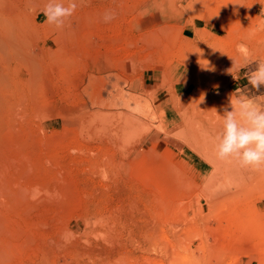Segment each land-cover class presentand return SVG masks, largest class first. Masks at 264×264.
<instances>
[{
    "label": "rangeland",
    "instance_id": "rangeland-1",
    "mask_svg": "<svg viewBox=\"0 0 264 264\" xmlns=\"http://www.w3.org/2000/svg\"><path fill=\"white\" fill-rule=\"evenodd\" d=\"M60 2L68 4V0ZM47 3L7 0L3 11L9 10L5 14L7 19L12 18L9 23L18 22L26 48L38 50L39 58V49L53 52L46 59L47 67L52 60L60 64L59 74L55 78L52 75V80L45 78L42 92L38 91L48 99L46 109L40 112L46 120L43 125L35 121L69 135L61 142L59 163L51 162V167L63 173L69 203L75 196L70 209L78 237L62 245L60 254L54 253L57 264H264V183L256 187L258 190L252 187L253 193H245L239 200L229 198L227 205L217 203L227 193L221 192L213 197L212 203L218 206L215 204L211 212L202 201L203 213L209 217L204 222L198 220L195 195H183L182 190L179 194L174 186L169 187L176 168L187 174L190 163L201 159L202 151H213L208 142L188 140L191 124L199 133V128L222 122L219 116L226 109L232 110L231 100L238 104L264 95V86L259 91L251 88L246 75L264 61V0H77L75 13L62 28L46 22L43 11ZM106 17H110L108 22ZM53 99L57 102L52 103ZM165 99L170 109H179L175 114L180 115L176 123L180 125L181 130L176 129L180 138L175 136V129H165V124L159 127L158 112ZM117 114L144 123L138 137L141 143L126 144L124 160L116 142L102 148L94 127L101 115H110L114 121ZM94 160L111 164L105 180L94 172L99 171ZM201 168L203 173L208 165L201 164ZM222 183L219 180L215 186ZM122 189L127 190L125 195L120 194ZM169 189L177 194L172 200L189 206L186 211L171 213L174 217L170 223L155 217L156 206L168 203ZM130 190L135 192L130 194ZM116 197L124 205L103 204ZM79 216L88 217L87 226L78 222ZM99 219L100 226L105 219L116 222L123 238L110 232L107 235L112 240L108 236L101 239L102 228H95ZM98 232L101 238L94 235Z\"/></svg>",
    "mask_w": 264,
    "mask_h": 264
},
{
    "label": "bare ground",
    "instance_id": "bare-ground-1",
    "mask_svg": "<svg viewBox=\"0 0 264 264\" xmlns=\"http://www.w3.org/2000/svg\"><path fill=\"white\" fill-rule=\"evenodd\" d=\"M5 2L7 3V0H0V264H57L58 256H56V254L54 253H57L58 251H60L61 248H63L62 245L68 242H71V240L72 241L76 240V238L78 237L75 235L76 228H75V225L72 224V221L73 220L75 221V218L72 214V210L70 209L71 206H73L75 203L73 202L75 201L74 200L75 196L74 197L72 196L73 199L70 197L72 200H71V203H69V199H67L65 196V193L68 194L67 189H65V186L67 188L68 184L65 182V178L63 177L64 175L61 171H57L56 169L54 170L53 169L54 166L51 167L52 166L51 162L58 160L57 163H59V154L61 152L60 146L62 144L61 142H63V139H65L69 135L61 131L59 132L54 131L53 130L54 128L52 129L51 126L47 127V124L43 127L40 124H36V122H39L42 124L46 120L40 117V112L45 110L48 105V99H46V96L39 93V92H42L41 90L42 88L41 85H43L42 82L45 78H48V77L49 79L52 80V78H50L52 75H53L52 77L55 78V75H58L59 74L58 72H60V64H58L59 62L57 63L56 61H53L51 59L52 60L51 66L47 67L48 65L46 64V59L51 58V56L54 54L53 52L47 51L46 49H39V52L42 53L39 58L36 53L38 50H35V48L34 49L26 48L27 44H23L22 38L20 39V35H23V33L20 32L18 22H16L15 25L12 22H10L12 23L10 25L8 19H12V18L7 19L5 15L9 10L6 11V13L3 11V5L6 4ZM1 12L5 16L2 15ZM14 19H13V22H15ZM16 21H18V17ZM235 34L237 33H234V35ZM234 35L233 33L231 34V36H234ZM228 36H225V37H228ZM229 52L227 51V53ZM57 54H55L56 57H58ZM164 71H165V68H164ZM169 71H170V68H169ZM154 95L155 94L150 96L151 100L153 99ZM54 102H57L56 99H53L52 103ZM166 103H167V100L165 104ZM165 104H163V109H161V111L158 112L159 114L158 116L160 120L159 127L165 124L167 127V128L165 127V129H168V128L175 129L174 130L176 131L175 136L180 138L182 137V135L179 134L180 132H178V130L179 131L181 130L180 125L176 124L178 121L177 117L179 118L180 115L177 116L175 114L176 113L175 111H179V109H175V110L170 109L169 103H167L168 105L167 104L165 105ZM155 105L158 106L159 104L158 105L155 104ZM213 112L217 113L218 111L215 110ZM218 113L221 114L220 112ZM204 115H207V114H205L204 112ZM204 115H202V117H205ZM193 116H195V114ZM200 116H201V113H200ZM221 116H219L220 119L223 118V116L222 117ZM216 117H218L217 114H216ZM205 118L207 119V116ZM114 119H115L114 121H111L113 120V118L110 117V115H101L99 119V124H97V126L95 124L94 126L96 128V131L95 130L94 131L101 138V141H100L101 143L99 144L108 145V144H113L116 142L118 145V148L120 147L119 148L120 158L123 159V154H124L123 149L126 147L125 146L126 144L130 142H134V144L141 143L138 137L141 132V127H144V126H141V123L142 124L144 123L138 122L141 120L136 121L132 117L129 118L128 116H123L122 114H117L116 116H114ZM92 120H94V117ZM187 120H185V123ZM201 121L203 120L201 119ZM190 126L191 127L188 128V132H187L188 140L189 141H198V140L200 141L201 139L205 142H208L209 143L208 148H212L213 151H210L209 153H208L209 149L208 151L206 150L207 153H205L206 151L205 152L202 151L203 154L199 155L201 159L200 160L197 159L194 164L190 163L189 169L188 170L186 169L188 172L187 174L181 173L179 168H176L173 171V175H172L173 180L172 179H171L172 181L170 180L171 183L169 187L174 186V188L179 194L182 190L183 195H189V194L195 195L196 197L195 207H196V211L199 214L198 220L204 222L208 216L204 215L203 213L204 205L202 204V201L205 202V204L208 206L207 208L208 211L211 212L213 210V207L215 206V204L217 205V203L224 202L223 204H226V203L229 204V200H232V201L239 200V197L241 195H244L245 193H246L245 195H247L248 193L250 194L252 192V191L250 192V190H253L254 187L255 188L258 187L260 183L261 184L264 183V172H255L250 169L242 168L240 167L239 163L235 160H220L217 158L216 153H215V143H216L215 137L222 126V122L219 124L213 125V126H209V127H202V128L198 127L200 129L199 133L195 132L196 129L193 130L192 124ZM202 144L203 142L201 143V145ZM102 148L107 149L106 145H103ZM203 148L205 150V146ZM107 158H109V156ZM94 161H95V164H97V166L99 167V171L98 172L94 170L93 171L96 172L97 175L101 176L102 180L103 179L105 180V177L107 176L106 169L108 166H111V164L105 161L104 162L96 161V160ZM204 163L208 165V168L205 170V172L202 173L200 172V170L202 169L201 164L203 166ZM69 167L70 166H68V168ZM71 169L72 171H74L73 166ZM95 169L97 170V167ZM219 180L223 181L222 185L215 186L217 181ZM228 183H230V185ZM262 185H261V188L264 187ZM252 187L253 189H251ZM73 190L74 192L72 191V194L75 195V187ZM122 190L124 192H120V194L123 193V195H125L124 193L127 190L126 189H122ZM256 190L258 189L256 188ZM168 191H169L167 194L168 199H169L168 203L166 205H162L161 203L160 206L157 204L159 207H161L160 209L158 206L155 205V203H154V206L158 208L156 210V214L157 213L158 214L155 215V217L156 218L158 217V218L157 219L155 218V219L159 220V216H160L161 218H166L167 219L166 221H169L168 223H170L171 218L173 220V217H174V216H171L172 215L171 213L176 214V212L180 209H183L186 211L189 208V206L185 202L181 203V202H176L172 200L174 197L177 196V194L172 189H169ZM223 191L227 192V193L222 194L223 199L221 198V201L217 203H214V202L212 203L213 197L219 196L220 193ZM134 192L135 191L132 190L130 194L131 193L133 194ZM260 195H262V193ZM163 196H160L161 199ZM116 198L117 200L110 199L111 201L109 203L106 201L107 203L104 202L103 204H107L109 206L112 204H115V205L123 204L121 199H119V197H116ZM223 204L221 206H224ZM97 205L101 206L100 202ZM115 205L113 206L115 207ZM230 206H232L231 203H230ZM87 211L85 212L87 213ZM96 211L98 210L96 209ZM95 215H93V217ZM115 217L119 218L120 216L116 215ZM87 218H88L87 216H79L77 220L80 224L84 223L85 224L84 226H87L88 225L87 224L88 222L86 221ZM108 219H111V218H108ZM98 222L100 224L98 223L99 225L95 226V228L96 227L102 228L103 230L102 234H104V237L101 238L102 236L100 235L101 233L99 234V232L97 234L93 233L94 235H97L101 239H104L108 236L107 234H110L111 232L112 235L116 234L120 238H123L122 234L124 233L122 231V228L121 229L117 228V225L116 226L114 225L116 224V222L111 223L110 221L108 223L105 219L102 221V224H103L102 226H100L101 225L100 219L98 220ZM165 223L167 224V222ZM93 224L95 225V223ZM132 224H135V226L137 225L134 222ZM92 227H93L92 230L95 229L94 226ZM108 237L110 239L112 236L110 237L109 235ZM106 240L104 241L106 242ZM109 242L111 243V241ZM67 245H69V243ZM111 247L115 249L114 246H111ZM58 254H60V252H58ZM170 254L172 255V253ZM28 255H33V256H28ZM33 258H35L34 259L35 261L33 260ZM17 259L19 260L17 261ZM119 259L120 258H118V260Z\"/></svg>",
    "mask_w": 264,
    "mask_h": 264
},
{
    "label": "clouds",
    "instance_id": "clouds-1",
    "mask_svg": "<svg viewBox=\"0 0 264 264\" xmlns=\"http://www.w3.org/2000/svg\"><path fill=\"white\" fill-rule=\"evenodd\" d=\"M77 7V0H68L67 6L60 0H48L43 14L48 24L62 28ZM109 19L106 17L105 22ZM246 75L251 88L259 91L264 86V61H259L256 70ZM230 106L232 110H225L215 137L217 158L235 160L242 168L264 172V95L238 104L231 100Z\"/></svg>",
    "mask_w": 264,
    "mask_h": 264
}]
</instances>
